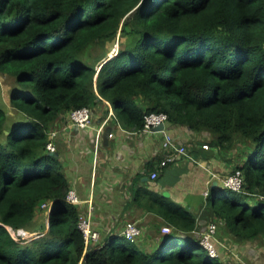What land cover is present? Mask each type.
Instances as JSON below:
<instances>
[{"label": "trees", "instance_id": "trees-1", "mask_svg": "<svg viewBox=\"0 0 264 264\" xmlns=\"http://www.w3.org/2000/svg\"><path fill=\"white\" fill-rule=\"evenodd\" d=\"M120 29L131 40L115 56L85 60ZM0 72L14 78L10 100L23 115L5 127L0 90V264H221L195 215L157 198L148 209L173 227L158 246L122 236L86 247L48 144L61 115L103 100L133 130L164 112L172 125L207 132L210 147L240 151L244 190H211L207 205L221 221L216 238L264 240V0H0ZM44 203L52 212L38 229ZM7 227L47 232L21 243Z\"/></svg>", "mask_w": 264, "mask_h": 264}, {"label": "crops", "instance_id": "crops-1", "mask_svg": "<svg viewBox=\"0 0 264 264\" xmlns=\"http://www.w3.org/2000/svg\"><path fill=\"white\" fill-rule=\"evenodd\" d=\"M92 112L91 122L86 127L72 124L70 114H63L56 120L51 132L52 143L63 161L70 188L77 191L81 200L79 211L87 213L93 208L92 224L100 233L99 244L122 237L125 225L135 222L142 231L138 240L140 246L146 250L158 246L163 232L162 229L157 232V226L171 225L162 215L148 209L147 204H152L149 198L166 200L195 215L198 222L196 234L205 232L213 221L221 222L208 208L205 192L211 191L213 186L222 188V180L230 174L231 165L218 149L202 147L209 145L211 138L207 132L197 134L186 126L168 123L167 131L177 142L189 144L191 156H184L159 168V162L166 155L161 132L136 131L123 126L115 110L105 100L92 108ZM103 125L104 130L98 133ZM233 162L236 163L235 160ZM157 169L158 177L153 179L152 173ZM217 240L226 247L229 243L226 244L227 239L221 241L218 236ZM254 243L256 241L241 246L244 253L249 257L255 256L257 261L258 250L251 246ZM226 247L220 246V263H238L240 260L235 255L242 252L232 241Z\"/></svg>", "mask_w": 264, "mask_h": 264}, {"label": "built area", "instance_id": "built-area-1", "mask_svg": "<svg viewBox=\"0 0 264 264\" xmlns=\"http://www.w3.org/2000/svg\"><path fill=\"white\" fill-rule=\"evenodd\" d=\"M93 112L89 107H82L74 109L70 112V120L72 124L78 127H86L89 125L92 119ZM169 122L168 115L164 112L151 113L146 115L145 117V125L142 131L152 132L155 127H158L161 124H165V129L157 132H161L163 134V142L162 147L166 151V155L163 160L159 162V168H164L171 163H175L180 160L182 157H189V144L187 143H179L175 140V138L167 131L166 126ZM105 125L101 126L98 130V133H101L104 130ZM53 138V135H51ZM109 137H113V134H109ZM204 149H210L208 144H204L202 146ZM48 149L51 152H55V147L53 143L48 144ZM159 170L157 169L152 173V178L156 179L158 177ZM245 180L243 172L240 169H237L230 174H228L222 180V187L231 189L237 192H242L244 190ZM210 195V190L205 192V196L208 198ZM261 199H264L263 195H260ZM67 201L71 204L78 206L81 203L80 198L77 195V191L73 188H70L67 197ZM43 209H46V221L49 223V218L52 212V204L44 203L41 206ZM91 212H93V208L91 207L89 212L83 213L80 212L78 227L82 231L85 238L86 247H91L93 245H97L100 242L101 236L98 231H96L92 224ZM12 237L18 242H25L30 239H36L42 236L44 233L40 232H30L25 229H13L12 227H7ZM218 225L215 222L210 223L205 232H198V235L201 239V244L208 250L209 254L212 257L218 258L220 256L219 246L224 244H220L216 238ZM163 233L172 232V228L169 226H164L162 228ZM122 236L131 242H137L142 234L141 228L135 222H128L123 231ZM79 264H86L84 259L82 258L79 261Z\"/></svg>", "mask_w": 264, "mask_h": 264}, {"label": "rangeland", "instance_id": "rangeland-1", "mask_svg": "<svg viewBox=\"0 0 264 264\" xmlns=\"http://www.w3.org/2000/svg\"><path fill=\"white\" fill-rule=\"evenodd\" d=\"M130 40H131V38H129V36H127L124 33L122 34V31L120 29L117 33L116 38H114L112 40L111 39L102 40V41L91 44L88 47V49L86 51L87 53L84 55V58L90 64H95L98 66L99 64H102L103 62H106L109 59H111L113 56H115L121 50V48L125 47L127 45V43L130 42ZM15 86H16L15 80L13 77L9 76L8 74H3L2 72H0V90H1V95H2L1 97L3 100V107L8 113V120L5 123L6 128L8 126H10L15 121L23 120V115L12 106V103L10 100L11 91L15 88ZM222 152L223 151L220 152L221 156L224 158H227L226 161L229 162V165H231L230 166L231 168H233V165H236V163L231 161V159H229L230 157L228 158V156H233L234 160H237V161L240 160V158L238 157L240 154V151L235 152V154H233V155L231 152H224V155H222ZM231 168H229L230 173L232 171ZM263 185H264V183H263ZM45 211H46V209H43V208H40L38 210V214H37L38 217L36 220L37 225H38V229H42L45 226L47 228V221H45L46 220ZM40 217L45 218V220L43 219V221H41L42 219ZM217 221H219V219H217ZM213 222H216V221H213ZM216 223L218 225V222H216ZM162 228H163V226L159 224L157 226V232L158 231L160 232V230ZM44 233H46V232H44ZM219 233L223 235V237H222L223 241H225V239H227V241H225L226 244H227V242H229L227 244V247L229 246V244L232 241L233 245L237 248V250L242 252V254L241 253L239 254L237 252V254L235 255L240 260L236 264H257V263L261 264V262L264 264V240L256 241V243L251 245L255 249H257L258 253H259V256L257 257L259 259L257 261H255L254 260L256 258L255 256L249 257L246 252H245L246 253V255H245L244 251H242V249H243V247L241 246L242 244L235 242L233 239H229V237L231 236L230 233H227L223 230ZM120 239L121 238H117L118 241ZM140 239H141V236H140L139 240ZM176 242L180 243V242H182V240H177ZM21 243H23V242H21ZM257 244H259V245L257 246ZM224 247H226L225 244H224ZM253 247H251V248H253Z\"/></svg>", "mask_w": 264, "mask_h": 264}, {"label": "water", "instance_id": "water-1", "mask_svg": "<svg viewBox=\"0 0 264 264\" xmlns=\"http://www.w3.org/2000/svg\"><path fill=\"white\" fill-rule=\"evenodd\" d=\"M165 129V124H161V125H159L158 127H155L154 128V131H161V130H164ZM54 154H56L55 152H51V155H54ZM221 187H219V188H217V187H215V186H213L212 188H211V190L212 191H214V189H220ZM165 195H167V193H165Z\"/></svg>", "mask_w": 264, "mask_h": 264}]
</instances>
